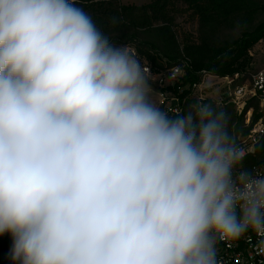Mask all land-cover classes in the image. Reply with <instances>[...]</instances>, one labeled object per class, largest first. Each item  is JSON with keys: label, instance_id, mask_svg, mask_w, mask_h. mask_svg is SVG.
<instances>
[{"label": "clouds", "instance_id": "clouds-1", "mask_svg": "<svg viewBox=\"0 0 264 264\" xmlns=\"http://www.w3.org/2000/svg\"><path fill=\"white\" fill-rule=\"evenodd\" d=\"M78 0H0V236L13 264H220L255 235L264 174L227 114L170 116Z\"/></svg>", "mask_w": 264, "mask_h": 264}, {"label": "trees", "instance_id": "trees-1", "mask_svg": "<svg viewBox=\"0 0 264 264\" xmlns=\"http://www.w3.org/2000/svg\"><path fill=\"white\" fill-rule=\"evenodd\" d=\"M77 6L113 46H134L155 70L188 60L192 82L202 78L201 72L223 78L254 70L248 52L264 38V0H152L141 6L119 0H81ZM182 17L197 25L193 33L179 34L177 20ZM216 108L229 117L238 144L249 130L243 116L229 103ZM257 119L254 116L252 123ZM263 158L264 142L246 163L258 165ZM11 246L9 234L0 236V251L10 255Z\"/></svg>", "mask_w": 264, "mask_h": 264}, {"label": "built area", "instance_id": "built-area-1", "mask_svg": "<svg viewBox=\"0 0 264 264\" xmlns=\"http://www.w3.org/2000/svg\"><path fill=\"white\" fill-rule=\"evenodd\" d=\"M127 48L142 67L149 70L150 89L158 95V103L155 104L170 116L183 115L186 108L194 103H209L211 100L204 93L210 88L209 82L222 83L223 90L217 94L218 103L232 104L237 114L243 116L244 125L249 128L248 133L238 140V145L245 153L242 166L253 174H264V158L258 165L250 166L246 163L257 154L258 147L264 142V66L223 78L201 72L202 78L192 82L188 75V69H192L188 60L183 65L155 70L134 46ZM254 116L258 119L252 123ZM255 239V235L249 233L236 242H219L217 248L220 264H264V255H258L255 251Z\"/></svg>", "mask_w": 264, "mask_h": 264}, {"label": "rangeland", "instance_id": "rangeland-1", "mask_svg": "<svg viewBox=\"0 0 264 264\" xmlns=\"http://www.w3.org/2000/svg\"><path fill=\"white\" fill-rule=\"evenodd\" d=\"M124 5H145L152 0H119ZM177 23L179 24L178 32L179 34H182L184 32L193 33L197 25L195 23H189L186 22V19L184 17L179 18L177 20ZM262 41H259L251 50H249V58L251 60V63L254 65L253 69H257L261 66H264V38L261 39ZM210 88L207 90L205 95L211 100L209 103L213 104V106L221 107L218 103V92L223 90L222 83H219L217 81H210ZM207 98V100H208ZM150 99L154 103H158V95L156 91H150ZM215 103V104H214ZM237 113V112H236ZM0 264H13L12 260L10 259V255L6 254L5 252L0 251Z\"/></svg>", "mask_w": 264, "mask_h": 264}]
</instances>
